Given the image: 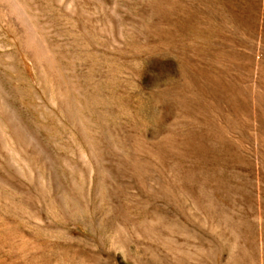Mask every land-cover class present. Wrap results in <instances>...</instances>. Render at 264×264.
<instances>
[{
    "label": "rangeland",
    "instance_id": "1",
    "mask_svg": "<svg viewBox=\"0 0 264 264\" xmlns=\"http://www.w3.org/2000/svg\"><path fill=\"white\" fill-rule=\"evenodd\" d=\"M0 264H264V0H0Z\"/></svg>",
    "mask_w": 264,
    "mask_h": 264
},
{
    "label": "bare ground",
    "instance_id": "2",
    "mask_svg": "<svg viewBox=\"0 0 264 264\" xmlns=\"http://www.w3.org/2000/svg\"><path fill=\"white\" fill-rule=\"evenodd\" d=\"M16 13H17V11H16ZM18 16H19V15H18ZM208 127H209V126H208ZM219 130H220V129H219ZM220 131H221V130H220ZM221 138H222V137H221ZM218 139H220V136H219ZM221 140H222V139H221ZM221 140H220V141H221ZM213 141H214V140H213ZM216 142H217V141H216ZM217 143H218V142H217ZM221 143H222V141H221ZM224 143H225V142H224ZM218 146H219V145H218ZM216 147H217V145H216ZM227 147H228V146H227ZM227 147H225V148L223 147V148L226 149ZM229 147H230V146H229ZM221 148H222V147H221ZM237 148H238V147H237ZM213 149H214V148H213ZM224 149H223V150H224ZM229 149H230V148H229ZM229 149H228V150H229ZM216 151H217V150H216ZM226 151H227V150H226ZM208 152H209V150H208ZM212 152H214V151H212ZM219 152H220V151H219ZM223 152H224V151H223ZM227 152H229V151H227ZM230 152H233V151L230 150ZM209 154H210V153H209ZM222 154H223V153H222ZM222 154H221V155H222ZM231 154H232V153H231ZM223 155H224V154H223ZM238 155H239V154L237 153V156H238ZM260 155H261V154H260ZM224 156H227V155H224ZM228 156H229V154H228ZM219 157H220V156H219ZM241 157H242V156H241ZM209 158H210V157H209ZM226 158H227V157H226ZM214 159H216V158H214ZM221 159H222V158H221ZM223 159H224V157H223ZM233 159H236V156H235V158H233ZM238 159H241V158H238ZM245 159H246V158H245ZM209 161H210V160H209ZM211 161H212V160H211ZM214 161H215V160H214ZM214 161H213V162H214ZM216 161H217V160H216ZM223 162H224V161H223ZM232 162H234V161H232ZM240 162H241V161H240ZM242 162H243V161H242ZM216 164H217V163H216ZM222 164H223V163H222ZM250 165H251V164H250ZM217 167H218V169H219V166H217ZM211 168H212V167H211ZM214 169H217V168H214ZM218 169H217V170H218ZM217 170H216V171H217ZM210 171H211V170H210ZM213 171H215V170H213ZM211 172H212V171H211ZM218 172H219V171H218ZM216 175H217V174H216ZM212 177H214V176H212ZM212 177H211V179H212ZM208 180H209V179H208ZM212 180L215 181L214 179H212ZM216 181H217V180H216ZM211 182H212V181H211ZM212 183H215L214 185H216V182H212ZM212 183H211V184H212ZM217 183H218V182H217ZM181 189H182V188H181ZM210 211H211V210H210ZM211 213H212V212H211ZM209 215H210V214H209ZM168 253H169V252H168Z\"/></svg>",
    "mask_w": 264,
    "mask_h": 264
}]
</instances>
